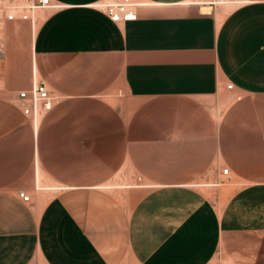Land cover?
<instances>
[{
	"label": "crops",
	"instance_id": "obj_1",
	"mask_svg": "<svg viewBox=\"0 0 264 264\" xmlns=\"http://www.w3.org/2000/svg\"><path fill=\"white\" fill-rule=\"evenodd\" d=\"M114 1L2 23L0 264H264V0Z\"/></svg>",
	"mask_w": 264,
	"mask_h": 264
},
{
	"label": "built area",
	"instance_id": "obj_2",
	"mask_svg": "<svg viewBox=\"0 0 264 264\" xmlns=\"http://www.w3.org/2000/svg\"><path fill=\"white\" fill-rule=\"evenodd\" d=\"M51 0H0V28L5 21L15 19L30 20L31 14L38 8H50ZM107 18L114 23H123L136 19V2L134 0H118L102 4ZM1 44V40H0ZM231 88V84L227 85ZM22 102V112L34 121L41 112L48 111L52 106V96L44 83L32 86L29 90H21L17 93ZM228 169L222 170V175H227ZM18 197L23 202H28L30 196L25 191H19ZM223 264H230L225 262Z\"/></svg>",
	"mask_w": 264,
	"mask_h": 264
},
{
	"label": "rangeland",
	"instance_id": "obj_3",
	"mask_svg": "<svg viewBox=\"0 0 264 264\" xmlns=\"http://www.w3.org/2000/svg\"><path fill=\"white\" fill-rule=\"evenodd\" d=\"M228 5H230V4H228ZM0 40H2L1 39V31H0ZM2 49H3V43L1 42V44H0V61H1V59H2ZM43 112H41L40 114H39V116L42 114ZM38 116V117H39Z\"/></svg>",
	"mask_w": 264,
	"mask_h": 264
}]
</instances>
